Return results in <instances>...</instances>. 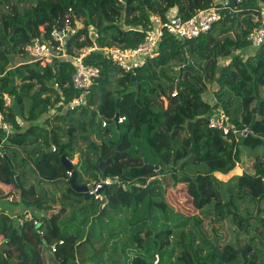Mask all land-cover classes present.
Returning <instances> with one entry per match:
<instances>
[{
  "label": "trees",
  "instance_id": "16d2710c",
  "mask_svg": "<svg viewBox=\"0 0 264 264\" xmlns=\"http://www.w3.org/2000/svg\"><path fill=\"white\" fill-rule=\"evenodd\" d=\"M223 1L0 0V115L13 127L0 130V181L19 192L25 207L16 219L0 212V264H264V43L254 48L247 40L264 0H227L235 13L222 8L208 32L184 42L164 31L158 55L133 72L90 53L85 62L99 74L85 103L73 108L66 105L79 95L70 82L74 66H42L24 50L41 26L48 34L57 16L81 20L71 39L77 47L89 43L91 26L100 46L127 48L153 29L154 15L187 19ZM18 56L23 62L15 66ZM119 74L125 83L116 81ZM5 95L18 99L19 115ZM217 107L238 129H251L249 144L208 127ZM115 113L125 120L114 121ZM76 146L81 151L72 162ZM237 165L240 174L218 177ZM67 170L78 185L106 177L113 183L94 199L71 187ZM45 182L53 185V205L40 202ZM186 186L193 190L183 202L211 205L204 215L167 201L169 189ZM27 212L32 219L19 224ZM113 238L119 258L103 259ZM57 239L64 243L50 252Z\"/></svg>",
  "mask_w": 264,
  "mask_h": 264
},
{
  "label": "built area",
  "instance_id": "2783aa9c",
  "mask_svg": "<svg viewBox=\"0 0 264 264\" xmlns=\"http://www.w3.org/2000/svg\"><path fill=\"white\" fill-rule=\"evenodd\" d=\"M238 2L240 0H230ZM229 1L224 0L221 6L214 4L205 9L198 10L192 17L184 19L180 15H172L163 21L159 15H154L151 26L143 41L134 47L122 48L117 45L100 46L98 44L99 33L91 26L88 27L89 43L82 47H77L71 42L72 37L76 36L81 27V20L70 18L69 16H57L54 24L45 33L44 27H40V33L33 36L31 41L24 47L25 53L34 61H39L42 66L53 60H66L74 66L70 82L72 87L79 91L77 97L72 98L67 107L84 104L87 94L90 93L94 79L99 74L97 66L85 62L86 57L95 51H100L104 57L109 58L123 72H133L136 68L141 67L148 58L158 55V44L162 38L163 32L174 35L179 41L196 38L201 34L208 32L211 27L221 18V9L228 8L231 13H235L236 9L230 6ZM260 24L252 28L247 35V40L251 47L257 48L264 43V5H262L260 13ZM83 36L79 38L82 40ZM53 87L58 88L57 82L51 83ZM175 93H172L174 95ZM5 103L11 104V99L7 95L4 96ZM53 112V110L51 111ZM125 120V116L118 115L117 122L121 123ZM106 122L103 121V125ZM208 127L217 129L223 135L233 134L234 136H246L251 129L245 127L238 129L234 122L230 119L228 113L222 108L217 107L208 115ZM24 123L20 122V126ZM12 124L5 121L0 115V130L8 133L12 131ZM252 132V131H251ZM68 176L72 175L70 170L66 171ZM264 185V175L261 177ZM113 183V178L106 177L97 182L94 186L88 188L89 195L94 199H101L104 195L103 189ZM124 188V186H122ZM32 219L31 213L27 212L21 219L19 224ZM36 223V221H34ZM64 243L63 239H57L48 244L50 252H56L57 248ZM1 244V242H0Z\"/></svg>",
  "mask_w": 264,
  "mask_h": 264
},
{
  "label": "rangeland",
  "instance_id": "374dc122",
  "mask_svg": "<svg viewBox=\"0 0 264 264\" xmlns=\"http://www.w3.org/2000/svg\"><path fill=\"white\" fill-rule=\"evenodd\" d=\"M218 0H215V2H217ZM58 14V13H57ZM23 61L20 59V56H18L17 58H15L14 59V61H13V65H19L20 63H22ZM116 81L117 82H120V83H125L127 80L124 78V75L123 74H119L117 77H116ZM214 88H216V86L214 85ZM149 90H147V92H148ZM212 91H213V89L211 90V92L210 93H212ZM150 92V91H149ZM261 95H262V97H261V100H260V102L262 101V102H264V86L262 87V89H261ZM164 100L162 101V103H161V105L163 106V107H165V103H166V98L164 97L163 98ZM39 122H41V121H39ZM235 124V123H234ZM236 125V124H235ZM237 127V126H236ZM245 128V127H244ZM249 128V127H248ZM250 129V128H249ZM251 135H252V132L251 131H249L248 132V134L246 135V136H243V139H244V143H247V144H249L250 143V137H251ZM78 146H79V144H78ZM78 146H76V149L74 150V152H73V160H72V162H74V161H76L77 159H78V156H79V154H80V151H81V148L80 147H83V144H81L80 145V147H78ZM247 156H249V155H252V152L250 153V154H246ZM239 167H240V165H238ZM243 166V168H244V165H242ZM241 168V167H240ZM233 173H239V172H237L236 170H234V171H232L231 173H229L228 175H225V176H220V178L221 179H223V180H225L226 178H228L231 174H233ZM167 182H169V187H170V185H171V179L170 178H167ZM46 183V182H45ZM207 187H208V185L206 184V185H204L203 186V189L205 190V192L207 193L208 192V190H207ZM212 187H214L213 185H212ZM192 187H190V188H187V186L186 187H183V188H180V189H178L177 191L176 190H172V189H169L168 191H167V196H168V198H167V201L171 204V205H173L174 207H176L177 209H179L180 211H182V212H184V213H186V214H190V213H192V208H194V203H193V201L191 200V198L189 199V200H187V201H185V202H183L184 200H185V198L186 197H191V196H189L188 195V193H191V191L189 192V190L191 189ZM195 189H197V187H195ZM52 190H54V188H53V185L52 184H48V183H46L44 186H43V189H42V193H41V196H40V198H41V200H40V202L41 203H43V205H46V204H51V205H53V204H55V199H53V197L51 198V192H52ZM191 190H193V188L191 189ZM17 191V190H16ZM18 192V191H17ZM17 197H19V192H18V194H17ZM139 197H140V195H139ZM0 202H1V204L5 207L6 205H8L9 203H7V201L6 200H4V198H0ZM58 205V204H57ZM56 205V206H57ZM211 205H208V206H206L205 207V204L202 206V208H199V207H196V209H195V212L196 213H199V214H201V215H204V211H206L209 207H210ZM263 207H264V204H263ZM59 209V208H58ZM203 209V210H202ZM201 211H202V213H201ZM43 212L45 213V211H44V209H42V210H39V215H42L43 214ZM56 212V211H55ZM59 212V214L61 213V211H58ZM46 214L47 215H56L55 213H53V212H46ZM59 216V215H58ZM54 217V216H53ZM114 243H117L118 244V239L117 238H113V239H111L110 241H109V243H108V251H106V253H105V255H103V259L104 258H107V257H112V258H119L118 257V255H113L112 254V248H113V246H114ZM70 252V251H69ZM74 254H75V251H74ZM134 254V250L131 252V253H128V256H132Z\"/></svg>",
  "mask_w": 264,
  "mask_h": 264
},
{
  "label": "crops",
  "instance_id": "0c3cea01",
  "mask_svg": "<svg viewBox=\"0 0 264 264\" xmlns=\"http://www.w3.org/2000/svg\"><path fill=\"white\" fill-rule=\"evenodd\" d=\"M227 60H225L226 62ZM236 170L239 173H233V174H240L242 171V168H240L238 165L233 169V171ZM232 172V171H231ZM230 172V173H231ZM232 175V174H231ZM225 176V175H218ZM18 192L12 188L10 184H6L0 181V198H4V200L9 203L5 207L0 202V212L4 211L5 213H8L10 216H12L14 219H16V215L20 212H23L25 207L18 202L19 197H17ZM59 205L56 206L58 208ZM28 231V230H27ZM34 245L37 247L38 244L33 242ZM1 245V244H0ZM6 256V254H4Z\"/></svg>",
  "mask_w": 264,
  "mask_h": 264
},
{
  "label": "water",
  "instance_id": "95a60500",
  "mask_svg": "<svg viewBox=\"0 0 264 264\" xmlns=\"http://www.w3.org/2000/svg\"><path fill=\"white\" fill-rule=\"evenodd\" d=\"M231 3L234 4V1H231ZM131 80H134V74L131 75ZM134 85H136V82L134 83ZM11 108L13 109V111H14V113L16 115H19L20 114V104H19L18 99L16 97H13L12 98ZM118 115H119V113H115V115H114V121L117 120ZM62 161H63L64 165L67 167V169H71L72 162L70 160H68L65 157H62ZM68 181H69V184L71 185V187L75 191L83 192L85 194V196H89L88 188H89L90 185H78V184H76V182H75V172L72 173V175L70 176V178H69ZM37 228H38V225L35 227V229H37ZM45 246H47V244H45Z\"/></svg>",
  "mask_w": 264,
  "mask_h": 264
}]
</instances>
